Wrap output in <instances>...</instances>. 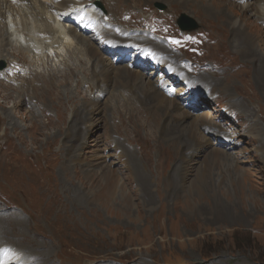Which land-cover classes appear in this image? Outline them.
Segmentation results:
<instances>
[{
  "label": "rangeland",
  "instance_id": "1",
  "mask_svg": "<svg viewBox=\"0 0 264 264\" xmlns=\"http://www.w3.org/2000/svg\"><path fill=\"white\" fill-rule=\"evenodd\" d=\"M136 1L140 0H124L123 5ZM251 1L254 7L258 0ZM160 2L143 3L131 12L122 9L120 14L110 13L107 0L99 2L97 7L104 18L111 17L114 21L120 17L135 20L134 13L140 22L131 21V24L139 26L144 22L139 27L151 33L152 42L162 43L165 51L178 55L185 60V65L189 61L195 63L187 71L194 78L193 82L202 84L209 94H189L186 81H178L170 71L152 65L153 62L145 73L159 69L162 77L172 80L174 94L182 95L180 100L185 101V106L190 109L197 104L199 113L205 111L210 115L212 121L202 126V135L186 139L202 141L204 136L205 141L213 145L221 144V159L206 164L209 173L215 175L216 185L212 188L203 183L201 188L207 191L206 195L202 189H195L191 194H187L185 187L182 191L174 190L177 179L171 174L177 167L173 164L175 150L167 147L168 142L158 140L160 131L154 134L145 128L137 112L138 121L129 128L112 113L104 118V110L108 108L105 105L113 103L108 99V92L99 94L103 96L100 104L103 113L90 116L87 125L91 130L86 134L88 137L85 136L86 146L84 140H80L67 154L66 139L72 141L79 133L75 124L69 125L76 116H72L74 110L68 102L74 100L81 108L86 98L96 97L90 92L91 74L86 76L79 72L78 79H72L63 73L61 78L55 77V85L47 75L45 82L35 84L42 91V99L36 93L27 94V104L21 105L24 98L20 88L26 89L25 82L33 75L43 76L47 72L35 54L28 56L25 49L23 53L7 46L0 55L3 56L0 61L7 65L0 72V264L9 258L10 251L22 254V260L24 256L31 258L34 264H264V89L257 84L258 72L264 63L262 24L251 12L245 14L241 6L235 8L229 3L231 6L221 8L219 2L212 5L208 0H194L190 7L177 1ZM160 5H164V11L160 10ZM181 14L195 20L199 30L183 34L177 23ZM235 16L246 20L248 32L256 36L257 60L247 59V51L239 53L231 45L235 35L227 22ZM160 17L170 21L172 28L166 27ZM137 35L143 37V34ZM97 44L100 45L98 41ZM115 53L107 55L116 61L118 57L113 56L119 54ZM133 53L123 56L127 63L134 64ZM50 59L52 69L63 72L60 62L53 56ZM75 64L81 68L79 63ZM83 67L86 72L90 71L89 65ZM202 70H207V75H203ZM224 75L231 79L225 80ZM64 77L70 82L69 86L64 85ZM216 82L215 86L210 85ZM223 86L231 96L225 94ZM101 88L105 89L101 86L98 90ZM67 90H70L68 95ZM195 98L206 102L203 104ZM60 110L67 111L66 126L62 124ZM250 112L256 114L255 119L249 117ZM106 121L112 126L107 133ZM255 121L260 130L246 138L243 131L254 129ZM232 134L233 140L228 141ZM100 135L103 138L97 145ZM221 135L223 137L218 138ZM113 138L121 140L127 148L129 144L141 165L145 164L144 140L157 145L151 164L146 167L154 172V177L149 173L152 177L150 197L138 191L137 183L128 172L120 175L134 199L131 206L121 205L119 201L113 204L97 201L94 178L79 174L81 166L87 164L84 162L96 164L98 157H94L103 150L108 164L114 167L118 150L112 145ZM194 152L193 155L187 153L192 161L188 183L195 181L205 158H202L203 151ZM73 155V164L68 163ZM121 166L117 162L116 168ZM169 179L173 182L169 183ZM138 184L141 186V182ZM14 215L27 224V233L20 229L24 224L17 223L19 228L12 229L6 222ZM20 233L27 237L19 238Z\"/></svg>",
  "mask_w": 264,
  "mask_h": 264
},
{
  "label": "bare ground",
  "instance_id": "2",
  "mask_svg": "<svg viewBox=\"0 0 264 264\" xmlns=\"http://www.w3.org/2000/svg\"><path fill=\"white\" fill-rule=\"evenodd\" d=\"M101 1L102 0H0V55L7 46H13L21 52L25 49L28 51V53H26L28 56L30 53L38 56L41 65H43L46 70L45 72H47V74L43 76L33 75L29 78V81L25 82L26 89L23 86L20 88L22 98H24L23 101L20 102L21 105L27 104L25 98L27 94L33 95L36 93L40 97L42 91H40L35 84L42 81L45 82L44 77L47 75L49 76L48 79L53 83L55 77L61 78V74L63 73V75H68L72 79H78L79 72L86 74V76L91 74L92 78L90 79L92 86H90V92L95 93L96 97H94V99L85 97L86 101L81 104V108L74 100L68 102L72 105L74 110L72 116H76V120L72 118L69 125L75 124V129L79 133L76 134V137L72 141L66 139L69 144V146H67V154L71 151L72 145L80 140H84V145L86 146L88 137L86 134L91 130V126L88 127L87 125L91 118L90 116L101 112L100 104L102 103L103 96L99 97V94L104 95V93L108 92V99L111 98L113 103L105 105L106 107L108 106V108L104 110V118L106 114L112 113L120 117L123 124L129 128L135 123L134 121H138L137 112L145 122L144 127H148L154 134L160 131V135H157L158 140L168 142L169 146L167 147H172L171 149L175 150L173 157L174 163L173 161L172 163L177 165V167L173 169L171 174L177 179V184L175 185L176 182L174 183V190L178 191L180 189L179 191H182L185 187L184 189L187 190V194H191L195 189H202V193L206 195L207 191L204 187L201 188L202 184L205 183V185L207 184V186L214 188L217 182L215 178H213L215 175L212 176V174L209 173V167H207V165L209 162H215L221 159L223 152L220 148L221 144L218 142L217 145H213L210 141H205L204 136L202 137V141H188L186 137L196 138L198 135H202L204 130L202 126H208L212 119L205 111L199 113V105L197 104L190 106V109L185 106V101L180 100L182 95L174 94V85L171 84L172 80L162 77L161 74H159V69L148 75L145 73L150 67V62H153L152 65H158L170 71L169 74L174 76L178 81H186L188 83L187 91L189 94L195 95L197 92L209 94L203 88L202 84H197V86L195 82H193L194 78H191V75L187 71V68L192 67L195 63L189 61V64L185 65L183 63L185 60H182L178 55L165 51L162 43L152 42L149 39L151 33L147 34V31L139 27L144 24V22L139 23V26L131 24V21L140 22V18L134 13L132 15L135 17V20L120 17L117 21H114L111 17L108 19L104 18L97 7ZM123 1L124 0H107L106 5L110 13L120 14L122 9L130 12L135 11L137 8H140L143 3H161L160 0H140L139 2L136 1L137 3L129 2L124 6ZM166 1H177L182 5L188 6L194 3V0ZM208 2H212V5H217L219 2L221 8H227L231 5L235 8L241 6L245 14L251 12L253 14L252 16L262 24L260 28L261 32L263 31L264 33V0H258L254 7L251 0H208ZM160 18L166 27L172 28L170 21L165 19V17ZM227 23L229 27L233 29L232 34L235 35L231 45L239 51V53L240 50L247 51L245 52L247 59L253 61L255 59L257 60L258 58L256 57L255 51V47H257V43H255L257 41L256 36L248 32L249 25L246 23V20L242 19L241 16H235L234 18H228ZM161 31L165 34L163 29H161ZM87 34H93L94 37L88 36ZM137 34H143V37H138L139 35ZM168 34H172L174 39L176 38L172 32ZM94 38H96V40ZM97 41L100 45L97 44ZM242 46H244V49L240 48ZM106 50L114 54L118 52L119 55L113 56L118 57L116 61L112 60L110 55H107L109 52ZM131 50H134V55L136 56L134 64L127 63L125 58H123V56H126L125 53ZM23 53H20V56L24 55ZM62 53H65L66 56L64 57ZM50 56H53L60 62V65L64 67L63 72L59 69H52ZM2 58L3 56L0 57V59ZM75 63H79L81 68L79 66L77 67ZM85 65H89V72L85 71L86 69L83 67ZM260 68L257 84H259V88L264 89V63L261 64ZM195 70L197 73L199 72L197 68H195ZM206 71L207 70H202L201 73L207 75ZM52 74H55V76L51 77ZM86 76L84 75L83 77ZM229 77L228 75H224L225 80L231 79ZM69 83L68 79L65 78L64 85L69 86ZM79 84L78 88L80 89ZM216 84H218V82L210 85L215 86ZM53 85L55 84L53 83ZM53 85L51 84V86ZM101 86H104L105 89L101 88L99 91L98 89ZM109 87L112 91H110ZM225 88L226 87L223 86V91H226L225 94L229 95V92ZM69 91L70 90L66 91L67 95ZM40 99L42 98L40 97ZM179 100L182 102H179ZM194 100L203 104L206 102L202 98ZM15 107L16 104H14V108ZM192 109L194 113H191ZM151 110L155 112L151 113ZM11 111H13V109ZM60 112H62V124H64V126L68 125L66 120L67 111L63 112L60 110ZM102 113L103 112H101L100 115ZM249 117L255 119L256 114L250 112ZM49 123L52 122L49 121ZM254 123V129H246L243 131V135L246 138L251 136L254 131L257 132V130H260V128H258V122L255 121ZM82 127H85L84 131ZM110 127H112L111 124L106 121L104 125L106 133ZM63 131L64 130H60L59 132L62 133ZM152 135L151 137H153ZM222 137L223 135L218 138ZM102 138V135L98 136L96 139L97 145H99ZM227 140H233V134ZM160 141L158 142L161 143ZM112 142L115 150H118L116 161L119 165H122L121 167L116 168L117 162L114 163V167L108 164V156L104 155L103 150L102 154L94 157H98L96 164H89L90 161H86L84 163L87 164L82 165L80 169L81 173L79 174L83 177L88 179L94 178V183L97 187L94 193L95 199L99 202L111 204H113V201H119L121 205L125 206H131L135 203L132 195L126 189L123 178L120 177V175L126 172L130 174L132 179L134 178V181L137 183L136 186L138 187V191L142 193L143 196L150 197L152 177L149 173L154 177V172L150 169H146V167H148L147 164L150 163L151 155H153V151L157 147L155 142L148 141V139L144 140V165H141V162L138 161L139 159L135 151L129 144H127L128 149L121 140L113 138ZM159 145L164 146L162 143ZM194 151H198L199 154L203 151L202 158H205L203 159L204 163L201 165H204L202 167L199 165L198 175L195 181L193 183H188L187 176L192 161L190 162L189 159L191 157L188 158L187 153L193 155L195 153ZM69 162L73 164L74 155L70 158L68 163ZM69 166L70 164H68V167ZM138 181L141 182V186H139ZM168 181L169 183L173 182L172 179ZM208 182H210V184ZM76 192L78 191H75V193ZM146 193L148 195H146ZM187 196L190 197V195ZM6 222L12 229L19 228L17 227V223L24 224V227L20 229H22V231L25 230L24 232L27 233V229L25 228L27 224L18 221L16 215ZM19 235H17L19 238H23L22 236L27 237V235H23V233ZM21 256L22 254L16 251H10L8 252L9 258L3 260L1 264H34L31 258H26L24 256V260H22Z\"/></svg>",
  "mask_w": 264,
  "mask_h": 264
},
{
  "label": "water",
  "instance_id": "3",
  "mask_svg": "<svg viewBox=\"0 0 264 264\" xmlns=\"http://www.w3.org/2000/svg\"><path fill=\"white\" fill-rule=\"evenodd\" d=\"M183 17L186 22L187 21L191 22L190 25L187 24L185 25L183 21L181 22V27L184 31H196L199 29V26L193 20L191 21L187 16H183ZM6 67H7L6 63L0 61V72L4 71Z\"/></svg>",
  "mask_w": 264,
  "mask_h": 264
}]
</instances>
